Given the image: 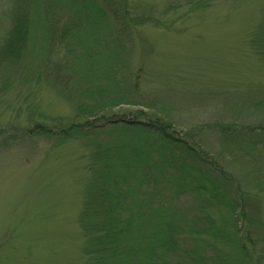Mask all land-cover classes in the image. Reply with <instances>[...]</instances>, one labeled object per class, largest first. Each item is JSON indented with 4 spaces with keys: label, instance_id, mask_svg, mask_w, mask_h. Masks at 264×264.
Segmentation results:
<instances>
[{
    "label": "rangeland",
    "instance_id": "rangeland-1",
    "mask_svg": "<svg viewBox=\"0 0 264 264\" xmlns=\"http://www.w3.org/2000/svg\"><path fill=\"white\" fill-rule=\"evenodd\" d=\"M81 1L46 0V15L29 13L19 56L0 49V264L98 260V195H122L133 223L158 207L173 213L170 200L192 226L197 190L240 198L236 214H245L242 236L200 237L219 247L240 240L264 264L255 254L264 257V0H91L119 2L123 19L107 14L79 37L75 25L91 20ZM14 4L0 0V46ZM176 141L200 162L182 161L180 149L183 158L169 159ZM151 195L162 205L148 206ZM221 205L204 211L225 228ZM156 226L141 223L145 233ZM131 239L118 236L148 241Z\"/></svg>",
    "mask_w": 264,
    "mask_h": 264
},
{
    "label": "trees",
    "instance_id": "trees-1",
    "mask_svg": "<svg viewBox=\"0 0 264 264\" xmlns=\"http://www.w3.org/2000/svg\"><path fill=\"white\" fill-rule=\"evenodd\" d=\"M14 1L15 4L12 11V23L4 32V36L2 37L3 42L0 46L2 55L5 56V58H12L16 55L19 56L21 50L23 49L26 41V31L30 28L32 22L29 17L31 9L33 10V8L35 9V7L39 6L40 10L44 13V15H46V8L48 7L46 0ZM119 4L120 3L118 2L116 4L102 3V5H99L91 0H82L76 4V8L79 9V12H87L88 17L91 18V20L87 19L89 27L83 28L81 27V24L77 25L76 23H73L76 24V34H78L79 37H82L87 32L92 33L95 30L100 29L101 22L97 21L104 20V18L107 17V14L115 21L122 20L123 12L121 13ZM64 38L65 33H62L60 39L63 40ZM129 123H131L129 124L130 126H134L131 128L138 131H144V129H149L150 127V123L147 124L140 121H133ZM125 128L130 129L127 125ZM179 144L180 143L176 141L172 147H169L170 150L166 153L169 159L183 158L182 154L177 150L180 149L179 151L182 153L188 151V153L185 152L186 157L182 161L185 162V160L188 159L191 163L199 160L200 156L197 151L193 150L189 146L187 148L185 147L186 149L184 151L180 148ZM176 145L179 147L177 148ZM181 145L184 146L186 143L182 142ZM201 163L203 164L204 162ZM182 171L187 174L186 169L182 168ZM219 173L222 174L221 172ZM197 191L198 195H196V197H198L200 203L199 205L202 206V211L199 210V208L197 209L198 211L196 213L198 219L192 226L185 222V219L187 220V218L183 215V209L172 204L170 200H168V204L171 206V211L173 213L166 211V215H163L162 210L158 207L156 215L153 219H148V215H143L141 219V216H138L140 215L139 213L137 215L136 222L133 223L132 217H134V212L132 209H129L124 201L121 200V197H123L122 195H119L118 198L112 197V195H98L96 205L98 210L101 211L102 219L99 223H95V228L99 231L96 238L99 242L104 241V250L102 255L97 257L98 260L92 263L89 262V264H131L130 260L132 259H134L133 262L136 264L137 262L138 264H253L254 261L252 259V255L246 253L248 252L247 247H241L240 242L242 243V241L236 240L231 244V246L224 245L219 247L215 245L214 242L202 239L199 235L207 234L210 235L213 240L218 239L229 242L239 236H242L239 223L245 214L243 211L236 214L237 204L239 203L241 207V203L239 202L240 198H236L239 201H237L233 196H227L226 198L223 197V199L221 195H203V193H200L201 190ZM162 196L163 195H151L147 198L148 206L152 201H157L159 205H162ZM136 197L137 199L135 198V195H133V201H135L136 204L142 205L143 203L141 202L140 197L137 195ZM159 198L160 201L158 200ZM173 198L174 195L170 199ZM219 204H222L221 206L226 207L229 210L226 220L230 225L225 228L220 225V219H215L212 215L204 211L205 207H208V210L210 211L211 209L212 211V209L217 207ZM129 217L131 220H128ZM170 218H172L173 221ZM201 220H203V222H200ZM147 221H152L153 223L155 222L157 226L156 228L149 229L148 233L146 231V234L142 231L141 223H147ZM189 227L192 229L190 230ZM186 230L195 232V234H198L199 237H186L182 233H186ZM125 232H127L128 236L133 238L131 240L148 241H144L145 243L141 241L136 245L132 243L125 244L123 241H118V236L121 233L124 234ZM187 234H189V232H187ZM182 238L186 241L190 238L193 240V244L187 246L186 243L182 242ZM235 243H238V246H233ZM250 249L253 250L252 248ZM244 254L247 255L244 256ZM255 254L258 256L260 261H264V257H262L263 255H261L259 251H256Z\"/></svg>",
    "mask_w": 264,
    "mask_h": 264
}]
</instances>
